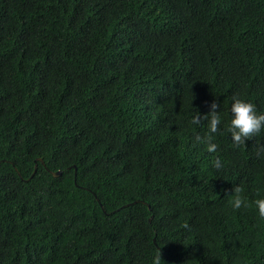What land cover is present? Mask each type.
Here are the masks:
<instances>
[{"label": "trees", "instance_id": "1", "mask_svg": "<svg viewBox=\"0 0 264 264\" xmlns=\"http://www.w3.org/2000/svg\"><path fill=\"white\" fill-rule=\"evenodd\" d=\"M0 264H264V0H0Z\"/></svg>", "mask_w": 264, "mask_h": 264}, {"label": "water", "instance_id": "2", "mask_svg": "<svg viewBox=\"0 0 264 264\" xmlns=\"http://www.w3.org/2000/svg\"><path fill=\"white\" fill-rule=\"evenodd\" d=\"M41 163H42V161H41ZM35 170H36V166L34 167V171H35ZM51 175H52L53 177H58V176L61 175V172H60V171L52 172ZM150 220H151V219H150Z\"/></svg>", "mask_w": 264, "mask_h": 264}, {"label": "clouds", "instance_id": "3", "mask_svg": "<svg viewBox=\"0 0 264 264\" xmlns=\"http://www.w3.org/2000/svg\"><path fill=\"white\" fill-rule=\"evenodd\" d=\"M148 207V209H150V207L149 206H147Z\"/></svg>", "mask_w": 264, "mask_h": 264}]
</instances>
